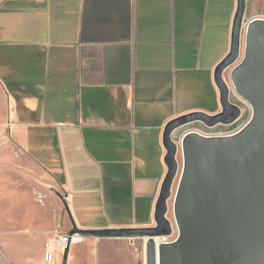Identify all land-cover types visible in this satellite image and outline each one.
Returning a JSON list of instances; mask_svg holds the SVG:
<instances>
[{"label":"crops","instance_id":"obj_1","mask_svg":"<svg viewBox=\"0 0 264 264\" xmlns=\"http://www.w3.org/2000/svg\"><path fill=\"white\" fill-rule=\"evenodd\" d=\"M238 1L0 0V264H48L46 241L73 221L155 225L165 129L222 110L215 71ZM258 10L247 0L245 20ZM231 99L236 122L174 135L245 118L240 128L252 109ZM79 253L74 244L51 264H79Z\"/></svg>","mask_w":264,"mask_h":264},{"label":"water","instance_id":"obj_2","mask_svg":"<svg viewBox=\"0 0 264 264\" xmlns=\"http://www.w3.org/2000/svg\"><path fill=\"white\" fill-rule=\"evenodd\" d=\"M246 10L247 0H239L230 53L215 71L222 110L188 113L167 124L169 171L155 225L82 228L73 221L72 234L148 238L145 264H264V16L246 21ZM232 87L252 109L240 128L174 135L192 122L214 127L240 119L243 111L231 99ZM171 199L174 222L168 216ZM175 227V239L156 241L172 235Z\"/></svg>","mask_w":264,"mask_h":264},{"label":"rangeland","instance_id":"obj_3","mask_svg":"<svg viewBox=\"0 0 264 264\" xmlns=\"http://www.w3.org/2000/svg\"><path fill=\"white\" fill-rule=\"evenodd\" d=\"M249 3L259 9L253 14L264 16V0H249ZM250 13L252 14V11ZM237 97L239 96L232 87L231 98L237 99ZM244 119L245 118H242V120L237 122L234 126H221V128L214 132L211 130L203 132L209 134L230 133L237 130L238 126L243 123ZM177 181L178 180H176V184ZM16 184V186H18L21 183L17 181ZM172 201V199L169 201L171 208L168 216L174 220L172 214ZM177 234L178 230L175 227L174 233L168 236L166 240L175 239ZM78 245L80 249L79 254H82L78 260L79 264H130V261L137 253L140 254L141 260L145 257V240L143 238H135V240H132V238L123 236H89L84 242L79 243ZM83 245H86L88 250L84 249Z\"/></svg>","mask_w":264,"mask_h":264},{"label":"built area","instance_id":"obj_4","mask_svg":"<svg viewBox=\"0 0 264 264\" xmlns=\"http://www.w3.org/2000/svg\"><path fill=\"white\" fill-rule=\"evenodd\" d=\"M221 134H224V133H221ZM88 237L89 236L83 235L81 233L72 234L71 231L53 232L45 243V261L48 264H51L55 261V258L57 256L66 257V252L69 246L71 247L74 244L82 243ZM132 240H135V238H132ZM145 257H144V260H145Z\"/></svg>","mask_w":264,"mask_h":264},{"label":"bare ground","instance_id":"obj_5","mask_svg":"<svg viewBox=\"0 0 264 264\" xmlns=\"http://www.w3.org/2000/svg\"><path fill=\"white\" fill-rule=\"evenodd\" d=\"M173 214V213H172ZM173 222H174V220H173ZM166 238L167 237H156L155 239H156V241L160 244V243H162L163 241H168V240H166ZM145 239V241H147V239L148 238H144Z\"/></svg>","mask_w":264,"mask_h":264}]
</instances>
